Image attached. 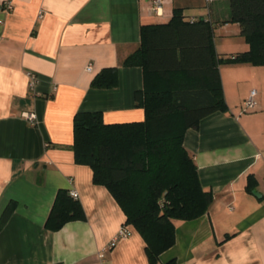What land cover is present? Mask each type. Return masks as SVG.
I'll use <instances>...</instances> for the list:
<instances>
[{"label":"crops","instance_id":"0c3cea01","mask_svg":"<svg viewBox=\"0 0 264 264\" xmlns=\"http://www.w3.org/2000/svg\"><path fill=\"white\" fill-rule=\"evenodd\" d=\"M154 1L0 0V214L17 202L0 231V264H149L132 225L110 246L125 214L92 181L91 168L75 162L74 114L144 118L136 96L143 70L122 63L140 43V26L169 20L175 7L211 20L219 55L247 48L238 23L226 22L229 0ZM108 66H118V84L92 87ZM219 70L228 109L201 118L183 139L213 200L204 214L176 225L174 244L156 264H264V65L225 63ZM28 73L37 77L34 88ZM251 90L256 104L245 109ZM60 188L76 191L86 217L52 231L44 223Z\"/></svg>","mask_w":264,"mask_h":264},{"label":"trees","instance_id":"16d2710c","mask_svg":"<svg viewBox=\"0 0 264 264\" xmlns=\"http://www.w3.org/2000/svg\"><path fill=\"white\" fill-rule=\"evenodd\" d=\"M226 22L238 23L247 48L222 56L213 41V23L189 17L175 7L169 20L140 26V43L124 66H140L143 88L136 92L144 118L105 122L101 111L80 110L73 117L74 159L88 165L92 181L105 186L145 242L149 264L175 242L179 222L204 214L213 193L205 188L198 167L184 146L185 131L215 111L228 109L219 66L225 63L264 65V0H229ZM118 66L102 68L94 88L118 84ZM254 185L249 178L247 188ZM17 202L0 214V231ZM81 202L67 189L57 190L44 226L59 230L85 219ZM172 258L164 264H175Z\"/></svg>","mask_w":264,"mask_h":264},{"label":"built area","instance_id":"2783aa9c","mask_svg":"<svg viewBox=\"0 0 264 264\" xmlns=\"http://www.w3.org/2000/svg\"><path fill=\"white\" fill-rule=\"evenodd\" d=\"M159 3H160V0H155L154 1V4H155L156 7H159ZM7 5H8V7H11V1H7ZM86 70L87 71H91L92 70V64L91 63H89L86 66ZM28 76H29V79H30L29 80L30 81V86L32 88H34L35 85H36V82H37V77L33 73H28ZM255 94H256V91L255 90H251L250 91L249 96L245 99V102H244L245 109H252V108H254V106L256 104ZM25 116H27L29 118V120L31 122H33V114L26 113ZM69 192L74 197L77 196L76 191L71 190ZM131 233H132V231H131L130 227L128 225H126V224H122L121 227L119 228L116 236L111 240L110 246H112L116 242V240H118L119 238L129 236Z\"/></svg>","mask_w":264,"mask_h":264},{"label":"rangeland","instance_id":"374dc122","mask_svg":"<svg viewBox=\"0 0 264 264\" xmlns=\"http://www.w3.org/2000/svg\"><path fill=\"white\" fill-rule=\"evenodd\" d=\"M239 46H240L239 43L233 45L234 48H238ZM239 48H240V47H239Z\"/></svg>","mask_w":264,"mask_h":264}]
</instances>
